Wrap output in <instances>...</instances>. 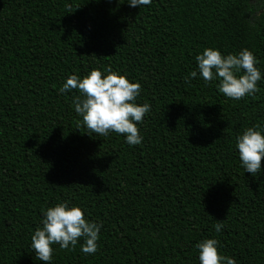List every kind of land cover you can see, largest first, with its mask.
<instances>
[{
	"label": "trees",
	"instance_id": "trees-1",
	"mask_svg": "<svg viewBox=\"0 0 264 264\" xmlns=\"http://www.w3.org/2000/svg\"><path fill=\"white\" fill-rule=\"evenodd\" d=\"M257 3L0 0V264H45L31 235L62 201L102 227L94 254L83 238L53 244L52 264H199L206 238L236 264H264V170L244 172L235 148L264 124V79L233 100L188 78L204 48H247L264 74ZM92 69L140 84L141 144L93 133L72 107L78 90L58 91Z\"/></svg>",
	"mask_w": 264,
	"mask_h": 264
},
{
	"label": "clouds",
	"instance_id": "clouds-1",
	"mask_svg": "<svg viewBox=\"0 0 264 264\" xmlns=\"http://www.w3.org/2000/svg\"><path fill=\"white\" fill-rule=\"evenodd\" d=\"M152 0H127L130 7L150 5ZM256 15L264 10V0H258ZM254 26V25H253ZM197 70L191 71L188 78L199 76L205 83L218 81L217 90L233 100L253 95L258 91L257 82L264 79V74L255 65L258 63L254 54L247 48L239 52L222 55L219 49L204 48L195 56ZM187 79V78H186ZM76 89L79 95L72 98V107L82 119V123L93 133L106 137L110 132L122 134L128 145H139L143 136L137 124L142 122L150 111L148 103L138 104L140 84L130 81L125 75L104 69H92L83 77L71 75L59 88L60 93ZM235 148L238 150L240 165L244 172L254 176L261 168L264 158V124L245 128L236 137ZM101 223L85 218L84 210L69 201H62L42 209L41 226L31 235V248L36 259L52 264L58 244L61 249L75 247L79 238H83L81 251L94 254L101 231ZM223 228L216 223L217 233ZM199 264H236L231 257L218 254V241L206 238L196 244Z\"/></svg>",
	"mask_w": 264,
	"mask_h": 264
}]
</instances>
